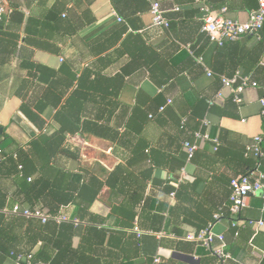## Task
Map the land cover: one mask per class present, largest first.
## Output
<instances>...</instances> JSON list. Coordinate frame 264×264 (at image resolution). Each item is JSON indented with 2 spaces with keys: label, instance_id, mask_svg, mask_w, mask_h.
<instances>
[{
  "label": "crops",
  "instance_id": "0c3cea01",
  "mask_svg": "<svg viewBox=\"0 0 264 264\" xmlns=\"http://www.w3.org/2000/svg\"><path fill=\"white\" fill-rule=\"evenodd\" d=\"M159 2L169 29L152 25L147 0H7L0 20V149L6 156L28 151L40 136L65 131L62 148L71 155L58 154L50 164L102 183L62 245L69 254L61 264H146L154 256L159 264H264V226L242 228L235 240L228 219L213 221L228 211L231 178L256 167L244 149L264 135L262 44L244 37L218 46L202 30L192 0ZM207 3L241 22L251 13L243 0ZM236 72L258 87L248 88L232 112V94L219 76ZM204 119L210 140L196 141ZM185 141L197 145L190 161ZM1 188L13 195V179L2 178ZM61 211L76 218L74 205ZM241 220L264 221L262 193L246 198ZM208 226L224 236L230 259L215 254L217 241L206 249L184 239Z\"/></svg>",
  "mask_w": 264,
  "mask_h": 264
},
{
  "label": "trees",
  "instance_id": "16d2710c",
  "mask_svg": "<svg viewBox=\"0 0 264 264\" xmlns=\"http://www.w3.org/2000/svg\"><path fill=\"white\" fill-rule=\"evenodd\" d=\"M243 1L245 8L250 12L256 10L258 7L257 0ZM250 2L255 4L254 7H250ZM114 6L118 13L122 14L116 3H114ZM128 14H130L129 11L127 12ZM127 17L124 18L128 19ZM120 19L122 22V18ZM263 31L264 26L262 29V40L257 42L262 44L264 50ZM228 103L230 105L229 110L235 112L237 105L233 100H230ZM228 114H231V112ZM186 125L187 119L183 129ZM65 135V131H59L51 136H40L32 141L28 151L17 150L14 154L7 156L1 152L0 264H11L19 255H32L35 261L61 264L62 257L69 254V250L65 251L62 245L65 240L70 241L71 236L79 228V224L75 225L71 222L56 224L49 221L43 224L37 219L25 218L16 214H5L2 212L3 209H11L14 205H18L21 209L33 210L39 208L46 209L51 214H57L61 212L63 207L74 205L76 207L75 219L80 222L100 193L102 183L96 178L92 177L88 181H85L82 175L64 172L56 164H50L52 159L58 154L71 155L68 150L62 148ZM255 162L256 165L259 164L262 167V172L264 173V156L260 159L255 158ZM254 168L248 169L244 174ZM4 177H11L13 179L15 186V193L13 195L6 194L2 190L1 180ZM223 216L224 219L230 221L231 225L232 221L228 216V211L225 213L223 211ZM246 227L248 226L232 227V237L235 240L238 239L241 229ZM89 232L93 234L92 236L98 233L93 229L89 230ZM236 233L237 237L235 238ZM39 242L42 243L40 248L34 251ZM54 252L55 255L53 254ZM73 255L77 257L76 253H73Z\"/></svg>",
  "mask_w": 264,
  "mask_h": 264
},
{
  "label": "built area",
  "instance_id": "2783aa9c",
  "mask_svg": "<svg viewBox=\"0 0 264 264\" xmlns=\"http://www.w3.org/2000/svg\"><path fill=\"white\" fill-rule=\"evenodd\" d=\"M7 0H0V20L8 12L5 3ZM149 2V13L151 15V23L156 28L168 29L170 26V21L164 17V12L162 10L159 0H147ZM258 7L256 10L249 14L248 20L246 22H241L239 20H233L225 16L226 9L223 8L219 12L214 11L212 7L209 6L207 0H193V4L197 6L202 13V30L206 33L211 43L222 46L225 43L237 42L241 38L251 37L256 41L262 40V29L264 26V0H257ZM121 22L120 18H117ZM264 42V40H263ZM198 62L202 65V59L199 58ZM264 66V65H263ZM207 76L211 77L212 73L206 70ZM220 84L222 90H228L232 94V100L236 105H240L242 102V95L248 88H257L258 84L250 76L242 75L240 72H236L231 77L219 76ZM222 93L219 92L217 98L220 99ZM172 103L171 100H167V105ZM213 100L208 101V105H213ZM260 106L262 107V115L264 116V98L259 100ZM165 106L160 107L159 111L162 112ZM151 118V116H150ZM186 119L182 120L181 127L185 126ZM208 121L206 119L202 120L200 130L193 133L194 139L196 141L200 139L210 140L208 135L202 132L204 127H207ZM214 150H217L219 146V140L213 139ZM264 135H257L252 139V142L245 146V156H253L256 159H260L264 156ZM183 148L185 150L187 160L193 159L195 152L197 150V145L194 142L185 141L183 143ZM0 149V154H1ZM21 168V167H20ZM30 181V179H28ZM230 194H229V207L228 216L232 221V227H244L250 226L254 230H257L264 226V221H243L241 220V212L246 207V198L249 195L256 193H262L264 199V173L260 170L259 164L256 165L254 169H251L248 173L244 175H239L231 178L230 180ZM174 197V193L171 194ZM5 214H16L21 215L25 218L37 219L41 223L45 224L52 221L56 224H62L71 222L75 225L79 224L77 219H70L68 215L64 214L62 211L57 214H51L46 209L35 208L21 209L18 205H14L11 209H3ZM223 212L219 211L213 217V221L219 222L222 219ZM132 231L135 233L136 238L139 239L143 232L139 229L138 225L135 223ZM237 237V233L234 236ZM186 241L196 243L210 249L212 244L217 241L219 246L215 249V254L223 259H230L229 254L224 252L225 249V239L223 235H218L212 232L211 226L206 229L201 230L197 233H189L184 237ZM160 257L154 256L151 261L146 264H159ZM11 264H49L42 261H35L32 255H19Z\"/></svg>",
  "mask_w": 264,
  "mask_h": 264
},
{
  "label": "water",
  "instance_id": "95a60500",
  "mask_svg": "<svg viewBox=\"0 0 264 264\" xmlns=\"http://www.w3.org/2000/svg\"><path fill=\"white\" fill-rule=\"evenodd\" d=\"M1 129H2V128L0 127V134H1Z\"/></svg>",
  "mask_w": 264,
  "mask_h": 264
}]
</instances>
